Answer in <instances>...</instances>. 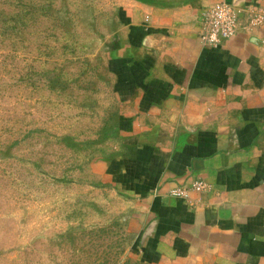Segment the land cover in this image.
Returning <instances> with one entry per match:
<instances>
[{"label":"rangeland","instance_id":"1","mask_svg":"<svg viewBox=\"0 0 264 264\" xmlns=\"http://www.w3.org/2000/svg\"><path fill=\"white\" fill-rule=\"evenodd\" d=\"M171 1L0 0V264H145L126 27Z\"/></svg>","mask_w":264,"mask_h":264},{"label":"crops","instance_id":"2","mask_svg":"<svg viewBox=\"0 0 264 264\" xmlns=\"http://www.w3.org/2000/svg\"><path fill=\"white\" fill-rule=\"evenodd\" d=\"M216 1L141 6L126 27L145 264H264V0H222L263 20L206 46L197 18Z\"/></svg>","mask_w":264,"mask_h":264},{"label":"built area","instance_id":"3","mask_svg":"<svg viewBox=\"0 0 264 264\" xmlns=\"http://www.w3.org/2000/svg\"><path fill=\"white\" fill-rule=\"evenodd\" d=\"M239 12L225 1H216L203 8L199 13L197 22L199 25V40L203 45L215 46L222 41L232 37L236 30L252 25H258L263 18L258 14H251L244 19ZM205 183L200 180H194L188 189L202 190ZM173 195L185 196V189L182 191H173Z\"/></svg>","mask_w":264,"mask_h":264}]
</instances>
